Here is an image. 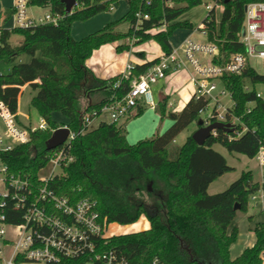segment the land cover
<instances>
[{
    "label": "trees",
    "instance_id": "trees-1",
    "mask_svg": "<svg viewBox=\"0 0 264 264\" xmlns=\"http://www.w3.org/2000/svg\"><path fill=\"white\" fill-rule=\"evenodd\" d=\"M115 1L118 0H77L72 12L67 13L61 0H30V5L46 7L59 14L58 24L4 30L0 61L13 66L10 72L0 74V99L17 112L22 87L29 84L36 90L32 105L49 123L48 129L32 134L31 143L18 145L2 154L12 172H23L35 179L38 170L46 165L49 153L46 141L52 135V128L64 124L53 118L54 112L62 113L69 119L70 128L78 130L82 126L84 110L99 108L115 92L123 95L128 90L130 80H124L120 87L114 88L121 74L102 79L91 71L87 59L94 50L110 42H118L119 51L130 50L137 43L155 39L169 54L173 50L170 42L173 32L178 28H194L191 21L179 20V17L203 3V0H151L146 4V0H128L129 10L121 18L81 39L72 36L75 21L110 11ZM253 1L264 0H216V5L223 6L220 22L216 20L215 6L205 17L202 31L208 41L219 48L214 57L216 63L226 62L233 53L244 52L240 32L246 6ZM138 11L148 13L150 17L138 21ZM123 22L130 23L125 32L117 29ZM13 34L21 36L18 44H12ZM22 54L30 55L31 60L16 63ZM159 60L160 57L135 65L133 75L146 72ZM222 81L234 101L227 117L229 120L237 117L238 122L234 131L219 129L204 145H199L192 135L183 144H173L191 123L201 119V110L210 103L209 98L196 93L168 129L152 137L135 143L127 139V123L145 110L140 103L124 121L100 122L72 142L75 160L64 169L58 185L54 186L57 191L96 200L99 211L109 223L133 224L143 214L150 222L147 229L112 235L107 240V248L116 250L135 264H150L156 257L164 264L259 263L260 253L264 250V221L254 228V244L234 258L231 246L240 232L232 223L239 209H248L251 195L264 189V178L262 182H255L252 171L248 170L224 191L211 194L208 188L233 169L227 158L214 148L215 144L223 145L231 153L254 158L264 140V99L257 95L255 88L256 84L264 83V74L249 64L240 73L225 74ZM94 95L97 101H89ZM80 96L88 101L82 108L78 103ZM158 106L161 116L165 117L166 98ZM202 125L198 123V127ZM143 174H146L147 183H154V191L160 193L159 205L144 199L128 201L125 198L126 192ZM236 204L239 209H235ZM19 219L10 216L11 221ZM195 232L213 244V259L194 254L189 257L188 252L192 249L186 238Z\"/></svg>",
    "mask_w": 264,
    "mask_h": 264
},
{
    "label": "built area",
    "instance_id": "built-area-1",
    "mask_svg": "<svg viewBox=\"0 0 264 264\" xmlns=\"http://www.w3.org/2000/svg\"><path fill=\"white\" fill-rule=\"evenodd\" d=\"M150 3L151 0H146V4ZM30 6V0H15L10 15H0V45L5 29L58 24L59 14L48 9L42 15H35L30 12ZM208 7L212 8L211 5ZM136 16L138 21L150 17L142 11H138ZM10 21L11 25L8 24ZM240 41L244 52L231 54L224 63L214 61L219 53L215 43L198 42L192 38L184 41L181 51L173 49L171 53H165L157 63L139 75H133L135 64L128 62L125 71L114 83V88H118L124 80H130L128 90L123 95L115 92L99 108L84 110L82 126L78 130H72L68 123L61 125L69 128V134L61 145L49 150L47 163L38 170L35 179L23 172H12L2 154L18 145L31 143L32 134L48 129L49 123L42 118L38 125L32 122L23 124L18 118V111L13 112L0 99V127L8 132L7 135L0 130V264H135L116 250L106 247L109 237L115 234L109 233L112 223L101 214L96 200L61 194L54 187L58 185L64 169L75 160L72 142L100 122L124 121L140 103L157 108L153 84L179 69H189L195 93L209 98L210 103L214 102L211 111L207 107L200 112L205 114L202 118L205 125L231 122L235 126L238 118L229 120L227 117L234 101L232 105L225 106L216 91L221 85L219 94L228 92L232 98L222 77L240 73L245 66L251 65L253 58L264 60V1L247 4ZM0 74H3L1 70ZM257 95L264 99V93L258 91ZM56 129L52 128V134ZM237 134L240 135L239 132ZM254 159L264 168V140L260 142ZM46 167L50 168L49 171L42 173ZM250 198L264 208V189H259ZM10 216L20 219L11 221ZM150 264L164 263L156 257ZM257 264H264V250Z\"/></svg>",
    "mask_w": 264,
    "mask_h": 264
},
{
    "label": "rangeland",
    "instance_id": "rangeland-1",
    "mask_svg": "<svg viewBox=\"0 0 264 264\" xmlns=\"http://www.w3.org/2000/svg\"><path fill=\"white\" fill-rule=\"evenodd\" d=\"M126 2V0H118L115 1L113 3L114 5V9L108 11L105 14H114V13H120V7L119 4H124ZM213 4V6L216 4V0H211V2ZM48 9L46 7H42V6H38V5H31L30 6V12L35 14V15H42L44 14ZM222 5H218L216 7L215 10V15L216 18L218 20L221 19L222 17ZM206 13H208V9L206 7L205 3L199 4L197 6L192 7L191 9L183 12L182 16L180 19H190V21L194 22L195 25L194 27H198L197 22L202 19ZM5 15V13H4ZM101 18V16L98 14L96 16L91 17L90 19L87 20H78L75 21L72 25L71 28V34L72 31L75 34L76 32L78 33H82V35H88L94 31L99 30V28L101 27L99 21H97L99 24L95 23L96 20H99ZM92 20V21H90ZM88 22V23H87ZM11 25V21L8 23ZM87 24V25H84ZM130 23L129 22H123L119 25V29L122 31H126L129 28ZM118 29V30H119ZM78 30V31H77ZM198 33H201L200 30L197 31ZM21 40V36L18 34H13L11 37V42L12 44H18ZM151 40V39H150ZM150 40L141 42V43H137L135 46H140ZM155 44H158L160 47L161 44L153 39ZM95 51V50H94ZM93 51V52H94ZM93 55V53L91 54V56ZM90 56V57H91ZM135 56H138L135 54ZM97 60V57H94ZM31 60V56L28 54H22L21 56L18 57V59L16 60V63L19 62H29ZM251 65L259 72L264 74V60L262 59H257V58H253L251 59ZM12 64H7L4 61H0V70L3 73H8L10 72L11 68H12ZM160 82L158 81L157 83L153 84V95H154V99L155 101L158 103V96L155 93L156 88H158L160 86ZM222 84V82H221ZM248 87H251V84L248 83ZM255 88L257 91L264 93V83H258L255 85ZM222 89L221 85H219L218 90L216 91V94H218V97L220 99V101L225 105V106H230L233 104V100L230 96V94L227 92L226 94H219L220 90ZM189 91V93L191 95H193L194 91H193V87L190 85L187 89ZM36 94V90H34V88L29 85L26 84L25 86L22 87V92L20 94V98H19V108H18V118L19 120L23 123V124H27L29 122H32L34 125H38L41 123L42 121V115L40 114L39 110L34 107L32 105V98L35 96ZM181 98L184 102H181ZM93 99H97V97L94 95ZM187 99V98H186ZM171 100L175 103V107L174 109H176L177 111H179L185 102V98L184 95L182 96H177L175 98H171ZM187 101V100H186ZM79 106L82 108L84 107L88 101L85 97L80 96L79 97ZM183 103V104H182ZM214 107V102L212 101L209 106H208V111H211ZM152 111L151 107L149 105H145V110L144 112L140 115V116H136L133 117L129 120V122L127 123V125L132 122H135L137 119L142 118L141 121L143 123H145V125L149 126V124L151 125L152 123H154L153 116L151 115ZM205 116V114H201L199 118H203ZM53 118L57 121H59L58 119H61L65 122V118L62 116V113L59 112V114H54ZM158 125L163 124L164 126L167 125V123L169 122V120L171 119V117L169 116V114H167L165 117L161 116V112L160 110L158 111ZM61 122V121H59ZM98 125V124H97ZM170 126V125H169ZM164 129L167 130L168 127ZM96 127V126H95ZM198 121H195L193 123H191L189 125L188 128H186L183 132H181L175 139L174 143L175 145H180L183 144L186 141V138L189 135H193V133L198 129ZM157 129V128H156ZM0 130L2 133L7 134L8 132L7 130L1 126ZM156 131V130H155ZM162 131V132H164ZM161 132V133H162ZM154 133H160V132H152V134L145 135L143 136V138H148V137H152L155 134ZM10 139H12L9 136ZM214 148L221 152L228 160V163L233 167L232 170L226 172V174L219 180V182L223 183V186L221 188H218L219 192L224 191L225 189H227L230 185V182L232 183L233 181H235L238 177H240L241 173L243 171H248L251 170L253 173V180L262 182L263 176H264V168H261L257 161L254 158H249L244 154L241 153H237V152H229L227 150L226 147H224L221 144H215ZM49 167H46L42 173H46L49 171ZM146 174L141 175L140 177H138V180H136L132 186H131V190L129 189L126 192L125 198L128 201H134V200H147V201H153L156 202L158 205L161 203V200L158 198V192H156V190L154 191L153 182H146ZM156 187V185H155ZM156 189V188H155ZM213 190H210V193H214L212 192ZM155 192V193H154ZM218 193V192H216ZM147 216L145 214H143L139 220L133 224H128V225H121V224H116V223H112L109 227V233L111 234H120L121 231H125V233H129V232H134V231H139V230H144V228H142L144 224H147ZM149 221V220H148ZM264 221V208L258 204H256V201H253L251 198L249 200V205H248V209L247 210H238L237 215L235 217V219L233 220L232 226H237L239 228V236L237 241L233 244V252H232V256L235 257V253H237L240 248L246 244L247 242H253L255 240V231L254 228L256 226V224L258 222H262ZM187 241H189L191 243V249L192 251L188 252L189 257L191 256V254L196 255L197 257H204V258H212L214 257V251H213V244L203 235H201L198 232H195L193 235H189L186 238ZM6 255L8 253V248H6ZM1 263V261H0Z\"/></svg>",
    "mask_w": 264,
    "mask_h": 264
},
{
    "label": "crops",
    "instance_id": "crops-1",
    "mask_svg": "<svg viewBox=\"0 0 264 264\" xmlns=\"http://www.w3.org/2000/svg\"><path fill=\"white\" fill-rule=\"evenodd\" d=\"M14 2H15V0H0V15L3 13L8 15V12L11 11L13 8ZM210 2H211V0H203V3L206 4V7L208 9V13L211 9V8L209 9L208 6L209 5L213 6V4ZM218 5H220V4L214 5L215 10H216V7ZM119 7H120V11H119L120 13H114L111 15L105 14L108 11L99 13L101 18L99 20H96V22H95L97 24H99V23L101 24L100 25L101 27L99 29L104 27L107 23L114 21V20H117V19L121 18L122 16H124L127 13V11L129 10L128 0H126V2L124 4H122V3L119 4ZM113 9H114V5H113V8L111 10H113ZM222 9H223V6H222ZM208 13H206V15L197 22V24H198L197 28L196 27H194L193 29L178 28L173 32V34L170 37V42L172 44L173 49H179L181 51L182 45L187 38H192L198 42H207L208 41L207 35L202 31V28L204 26L203 21H204L205 17L208 15ZM181 16L179 17V20H183V19H180ZM184 20L190 21V19H188V18L184 19ZM216 20H217V22H220L221 19L218 20L216 18ZM90 21H92V20H90ZM97 21H99V23ZM192 23L195 25L194 22H192ZM84 25H87V24H84ZM129 27H130V25H129ZM117 29H119V26ZM198 30H200L201 33H198L197 32ZM120 31H122V30H120ZM123 32H125V31H123ZM152 32L153 33L156 32V29L153 30ZM72 36L76 39H81L82 37H84L86 35H82V33L80 34L78 32H76L74 34L72 31ZM117 45H118V42H110V43L103 44L102 46H100L99 48H97L93 52V55L91 57H89L87 59L88 67L91 69V71L97 77L102 78V79H109V78H112L114 76H118L125 71V68H126V65L128 62H132L135 65L144 64V63L152 61L158 57H161L165 54L163 48L160 47L158 44H155L153 39H151L150 41H148V42H146L140 46H137V47L135 45H133L130 50L119 51V50H117ZM135 54L138 56H135ZM94 57H97V60ZM159 81H161L160 86L158 88H156V90H155V93L158 96V103L157 102L156 103L159 104V102L162 99L166 98V100H167L166 115L169 114L171 119L169 120L167 125L164 126L163 124H160L157 127V124H158V122H157L158 118L157 117H158L159 106L157 108L151 107L152 111H154V112H151V115L153 116L152 120H154V123H152L151 125L149 124V126H147V125H145V123H143L141 121L142 118H139L135 122L130 123V125L129 124L127 125V139L130 143H135L141 139H144L143 136H145V135L149 136L150 134H152V132H160L161 133L162 131H164V129L167 128V126L171 125L174 122L177 115L183 110L186 103L195 94L196 87H195V85L191 79V72L189 69L188 70L187 69H179V70L173 71L165 79H161ZM190 85L193 87V91H194L193 95H191L189 93V91L187 90ZM183 95H184L186 103H184L183 107L179 111H177L176 109H174L175 103L171 100V98L172 97L175 98L177 96L183 97ZM89 101H97V99H93V97H92V98H89ZM181 102H184L182 100V98H181ZM143 105L145 106L146 104H143ZM134 112H135V110L133 111V113ZM57 113L59 114V112H54L53 115L57 114ZM62 116L65 118V122L61 119H58V120L61 121L62 123H68L69 119L66 116H64L63 114H62ZM154 134H156V133H154ZM225 174H223L222 176H220L218 179H216L215 181H213L210 184V186L208 188L209 193H210L211 189L213 190L212 192H214V193L219 192L218 188H221L223 186V183L219 182V180ZM230 184H231V182H230ZM116 224L118 225L119 223H116ZM142 226H143L142 228L147 229L150 227V222L147 220V224H144ZM123 233H125V231H121L120 234H123ZM254 242H255V240L251 243L247 242L246 244H244L240 248V250L237 253H235V257L240 255L244 251L245 248L252 246L254 244ZM232 246H231V255L233 252Z\"/></svg>",
    "mask_w": 264,
    "mask_h": 264
},
{
    "label": "water",
    "instance_id": "water-1",
    "mask_svg": "<svg viewBox=\"0 0 264 264\" xmlns=\"http://www.w3.org/2000/svg\"><path fill=\"white\" fill-rule=\"evenodd\" d=\"M65 6L67 13L72 12L77 0H61ZM230 1V0H225ZM199 124H203L200 126L192 135L193 139L199 144L204 145L207 138L210 135L214 134L217 130L222 129L227 132H232L235 130V126L231 122H213L208 125L204 124V121L200 119L198 121ZM69 134V128L67 127H59L57 128L51 137L46 141V149L51 150L59 145H61L67 138ZM239 205L236 204L235 209H239Z\"/></svg>",
    "mask_w": 264,
    "mask_h": 264
},
{
    "label": "flooded vegetation",
    "instance_id": "flooded-vegetation-1",
    "mask_svg": "<svg viewBox=\"0 0 264 264\" xmlns=\"http://www.w3.org/2000/svg\"><path fill=\"white\" fill-rule=\"evenodd\" d=\"M158 195L160 194L159 192L157 193ZM152 210V209H151Z\"/></svg>",
    "mask_w": 264,
    "mask_h": 264
}]
</instances>
